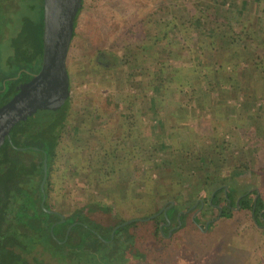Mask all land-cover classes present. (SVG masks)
I'll list each match as a JSON object with an SVG mask.
<instances>
[{
  "label": "trees",
  "instance_id": "trees-1",
  "mask_svg": "<svg viewBox=\"0 0 264 264\" xmlns=\"http://www.w3.org/2000/svg\"><path fill=\"white\" fill-rule=\"evenodd\" d=\"M17 1L16 6V0H0V39L7 35L11 11L21 6L25 8L20 25L7 35L11 52L3 64L0 61V104L18 89L21 82L31 77L40 63L42 0L36 2L34 18L29 15L33 1ZM248 1L165 0L156 6L151 15L134 23L135 32L141 35L139 38L150 41L152 52L146 54L152 59H132L133 64L136 61L135 71L140 76L130 84L122 70L118 71L117 80L124 76L120 85L123 87L127 83L131 91L118 93L117 100L123 109L121 115L111 117L114 131L108 137L104 133L98 134L106 141L105 148L101 140L93 145L84 143L79 149L78 161H60V155H63L61 130L67 119L72 98L70 93L58 108L39 110L48 115L46 121L34 120V112L14 123L9 129V139L5 137L0 144V234L3 233L0 236L4 238V244L10 245L22 238L28 240L32 249L38 242L65 264H241L221 258L220 249L226 241H232L226 223L231 224L230 219L243 213L245 220L239 229L245 235L244 244L241 243L243 249L251 254L249 264H264V185L241 186L237 179L238 172H247L250 160H257L260 156L256 153L254 159L253 146L250 145L246 160L236 162L233 158L231 165L226 163L222 150L230 145L231 151L242 149L244 145L224 139V131L219 138L222 144L217 135H212L206 148L199 141L198 147H189L183 142L184 137L178 138L177 142H181L182 147L178 146L170 152L174 155L169 159L170 164L164 160L150 164L156 172L155 182L151 185L153 189H146V195L142 192V197L135 203L142 207V213L131 209L130 214L124 215L120 209L119 214L117 207H113L116 205L114 199L106 202L109 199L107 196L108 199L105 196L102 199L87 198L68 208L67 212L58 207L60 213L47 210L55 206L54 202L51 203L53 197L50 192L61 166L65 168L68 164L70 171L85 175L87 180L106 179L112 171L107 162L115 150L123 148L127 157L131 155L132 147H128V140L142 133L144 125H141L138 116L132 119L124 112L129 110L142 114L144 110L137 105L138 100L145 102L151 112L160 113L161 109L167 112L175 126L182 125L177 114L188 116V122L194 118L196 121L188 125L187 133L192 130L197 132L199 116L195 110L203 97L217 101L220 96L229 95L236 100L238 94H243L242 105L245 107L249 101H254V85L251 91L245 89L241 76L264 77V5H260L261 0H253L250 11L247 9ZM82 5L83 0H80L75 16ZM75 16L67 53L75 32ZM135 49L143 53L145 46L139 43ZM132 50L128 51H132L131 56L135 57L136 51ZM250 58L253 66L249 68L247 61ZM237 60L243 65L238 66ZM145 62L149 64L147 67ZM68 81L70 89L69 75ZM213 91L218 94L217 97ZM109 94L103 97L104 105L116 100L112 92ZM174 95L179 100L169 108V98ZM157 103L160 105L156 108ZM95 108L96 105H92L90 113H100ZM165 112H161L157 124L161 125L164 121L162 114ZM244 112H248L247 108ZM242 118H248L249 135L255 128L259 130L256 117L247 115ZM107 124L108 121H101L99 127ZM178 132L181 135L179 128ZM166 144L163 142L159 146L164 149L169 145ZM98 152L102 158L94 167L92 157L99 155ZM43 159L46 169L42 180ZM258 169L263 170L264 166L260 165ZM147 175L149 171L142 178ZM187 182L190 190L183 193V185ZM151 191L153 193L150 194ZM170 200L173 202L165 213L157 212ZM211 210L215 213L210 214ZM149 215L152 216L137 218ZM127 219L130 220L120 224ZM206 219L210 220L203 230ZM216 224L225 225L226 233L222 238L208 242L206 234ZM67 225L71 226L65 235ZM192 231L196 235L195 240L188 238ZM63 238V241H58Z\"/></svg>",
  "mask_w": 264,
  "mask_h": 264
},
{
  "label": "rangeland",
  "instance_id": "rangeland-1",
  "mask_svg": "<svg viewBox=\"0 0 264 264\" xmlns=\"http://www.w3.org/2000/svg\"><path fill=\"white\" fill-rule=\"evenodd\" d=\"M32 1L34 6L29 10V15L34 18L37 0ZM162 1L165 0H83V5L75 16V32L65 59L71 85L69 93L72 98L66 114L67 119L61 130L60 147L62 148L61 153L63 154L60 155L61 162L71 163V161H78L77 155L80 153L79 149L84 146V143L93 145L101 140L103 142V147H106V141L100 138L98 134L104 133L108 137L110 133L114 131L113 128L115 126L111 117L112 115H115V117L117 114L121 115V110L123 109L122 104L117 100L118 93L131 91V87L128 88L129 85L127 86V83H125L123 87L120 85L121 79L125 76L130 84L134 79L140 76L135 71L134 64L136 61L133 64L134 60L132 59H137L138 61L141 59L148 61L152 59L151 55L146 54V52L152 51L150 41H142L139 38L141 35L135 32L136 25H134V23H138L137 20L139 18L151 15L156 6ZM253 2V0L248 1L247 9L250 11ZM18 3L19 1L16 0V6ZM21 3L24 5V2ZM261 4L264 5V0H261L260 5ZM23 7L21 6L11 11V17L8 21L9 23L6 30L7 35L12 34L13 30L20 25L21 14L25 10ZM262 24L264 25V22H262ZM7 35H4V37L0 39L1 64H3L7 54L11 52V48L7 44ZM139 43L145 46V49L142 50L143 53L135 49V46H138ZM133 48L134 51H136L135 57L134 55L133 57L131 56ZM129 49L132 51L129 52ZM251 59L252 58L247 61L249 68L253 66ZM236 62L238 66L243 65L240 60ZM145 64L146 67L149 65L147 62H145ZM119 70H122L121 72L124 76L122 75L121 78L117 80ZM121 72L120 74H122ZM241 80L242 85H246V87L244 85L245 89L248 88L250 91L251 86L253 87L254 85L255 91L252 94L254 101H249L245 107L242 105L245 95L238 94L236 96V102L230 99L233 104L227 107V113L217 116L213 111H216L219 107L221 108L223 105L222 102L229 101L231 97L229 95L220 96V99L216 101H220L218 104H216L215 100L211 101V105L215 107V109H209L207 106L209 100H207V97H203L200 102H203L204 105L197 107V110H195L199 116L198 125L196 123L197 132L192 130L187 133L186 131L188 125L196 121L192 116L190 117L193 119H190L188 122V116L186 117L184 114H181V120L179 119L180 121H178L182 125L175 126L174 122L170 120L169 114L161 109L159 110L160 114L161 112H165L162 114L165 122L163 123V127L160 126L161 129L163 128V132L158 133L160 135L156 136V133L150 131L149 124L153 122V126L157 125L155 121L158 120L155 115L157 113V115H159V112H151L146 108L147 105L145 102L138 100L137 105L144 110L142 114L138 112L139 115H137L135 111L129 112V110L124 112L125 115H128L132 119H136L138 116L137 119H139L141 125H144L143 129L141 128L142 133H138V135L135 134L128 140V147H132L130 151L131 155L127 157V154H124L122 151L123 148H121L120 151L119 149L115 150V154L112 158L110 157L107 162V166L109 164V167H112V171L111 176L106 179L94 178L92 180H87L85 175L70 171L71 169H69L68 164L64 163L67 164V166L65 168L61 166L58 175L54 177L55 183L50 192V195L53 197L51 203L53 204L54 202L55 204L53 205L58 207L62 212H67L68 208H71V206L87 198L102 199L107 196L109 199L106 197L108 199L106 202L111 201L110 198H113L116 204L113 207H117V213L119 214L120 209L121 213L124 215L130 214L129 212L131 209H134L137 213H142V207L135 203L142 197V192L146 195V193H148V191L145 192L146 189H153L151 185L155 182L156 172L152 169L150 164L162 160L170 164L169 159H172L174 156L170 152L178 146L182 147L181 142L179 143L177 141L183 137V142L189 147H198L197 142L199 141L201 143L200 145H205L206 148L210 143V136L212 135H217L218 141L222 144L219 140V138L222 137L220 136L222 131H224L222 132L223 138L227 139V141L233 140L238 145L239 143H243L244 145L242 149L234 148L232 151L231 145L228 149H223L222 152L224 154L223 156H225L226 163L229 164L232 162L233 158L236 162H238V160H246L248 153H250L249 150H251L249 149L250 145L253 146L252 152L254 153V159L256 153L260 156L257 160H250V168L247 172L236 171V173H239H237L239 175L237 179L241 186H263L264 169L259 170L258 166H264V77L257 76L254 78L250 76H241ZM215 91L217 92V89H215ZM109 92L113 93L116 100H114L112 104L104 105L103 97L109 94ZM213 95H216L214 91ZM217 96L218 94L216 97ZM177 99L175 95L169 98V108L174 105V102H178ZM94 104L96 105L95 109L100 113H90L92 105L94 106ZM155 105H157L155 106L157 108L160 104L157 103ZM187 107L189 108V106ZM246 108L248 112H244ZM192 113L193 111L191 110L190 114ZM151 114H154L153 117ZM241 115L243 117L247 115H253L254 118L256 117L257 124L260 125L259 130L255 128L253 129V133L249 135V125L246 120L248 118H242ZM34 117V120L46 121L48 115L46 112L38 111ZM242 119L243 121L245 120L244 123H242ZM101 121H108L107 126L103 128L99 127ZM178 128L181 135H179ZM165 129L167 132H165ZM163 142L169 145L166 144L167 146L161 149L159 144ZM227 151H231V154H227ZM99 158H102L101 153L92 157L93 165L99 161ZM229 165H231V163ZM91 167L93 168V166ZM147 171H149V175L143 179L142 177L146 175ZM188 190H190V186L187 182L183 185L182 192L185 193ZM151 193H153V191H151L150 194ZM213 213H215V210L210 211V214ZM217 217L218 216L215 218ZM244 220L245 217L242 213L230 219L229 223L231 224L228 225V223H226L227 231L229 232V237L231 234L232 241H226L221 247V258L241 264L251 263V260L248 261L251 254L243 249L242 246L244 244L242 241H245L244 232L239 229L244 223ZM224 226L223 224L222 226L216 224L211 231L206 234L207 241L209 242L212 240L211 242H214L222 238L226 233ZM204 229L203 227V230ZM188 238L191 240L197 239L193 231L188 234ZM236 242L238 244H243L237 245ZM38 246V242L33 246L36 248V254L48 260V264H65L64 261L54 258L53 253L44 249L39 250L37 248Z\"/></svg>",
  "mask_w": 264,
  "mask_h": 264
},
{
  "label": "water",
  "instance_id": "water-1",
  "mask_svg": "<svg viewBox=\"0 0 264 264\" xmlns=\"http://www.w3.org/2000/svg\"><path fill=\"white\" fill-rule=\"evenodd\" d=\"M79 7L80 0H42L39 67L31 73L28 80L19 84L18 89L6 101L0 104V144L5 137L9 139V129L18 120H22L41 109H56L63 104L68 96L69 81L65 59L72 33L73 19ZM42 168L43 180L46 169L45 159L42 161ZM41 184L42 182L40 186ZM172 202L170 200L168 205L161 206L157 212L165 213V209ZM178 214L179 212L177 216ZM150 216L152 215L137 218L145 219ZM60 219L62 220V217ZM129 220L127 219L120 224ZM209 220L204 222V228H206ZM167 223L168 220L165 221V224ZM115 227L116 225L112 231ZM69 228L70 225H68L66 233ZM49 231L51 233V225ZM169 231L170 229L168 233Z\"/></svg>",
  "mask_w": 264,
  "mask_h": 264
},
{
  "label": "flooded vegetation",
  "instance_id": "flooded-vegetation-1",
  "mask_svg": "<svg viewBox=\"0 0 264 264\" xmlns=\"http://www.w3.org/2000/svg\"><path fill=\"white\" fill-rule=\"evenodd\" d=\"M47 210L60 213L58 208L57 207L55 208V206ZM1 225L6 226L7 224L2 223ZM3 232L5 233V231ZM18 233L20 234V232ZM1 234L3 235L2 232ZM65 235H66V230H65ZM65 238L58 241L61 242ZM3 241L4 238L0 236V264H48L45 262L46 259L44 257L36 254L35 247H32V249L29 247L28 240L20 238L18 242L14 241V243H11L10 245L6 242L4 244ZM37 248L39 250L43 249L40 245Z\"/></svg>",
  "mask_w": 264,
  "mask_h": 264
},
{
  "label": "crops",
  "instance_id": "crops-1",
  "mask_svg": "<svg viewBox=\"0 0 264 264\" xmlns=\"http://www.w3.org/2000/svg\"><path fill=\"white\" fill-rule=\"evenodd\" d=\"M151 52H152V51H151ZM222 97H223V96H222ZM228 98H229V97H228ZM230 99H231L233 102H236V100H235V99L233 100V98L231 97V98H229V101H223V102L221 101L222 104H223L221 108L219 107L218 109H216V111H213V110H212V111H213L214 113H216L217 116H221V115H223V114L225 115V114L227 113V110H226L227 107H228L230 104H233V103L230 101ZM207 100H209V102L207 103L208 108H209V109H215V107L213 108L212 105H211V99L208 98ZM207 100H206V102H207ZM215 102H216V100H215ZM218 103H219V102H218ZM201 105H204V103L199 104V106H201ZM199 106H198V107H199ZM230 106H232V105H230ZM196 113H197V112H196ZM221 113H222V114H221ZM157 114H158V113H157ZM157 114L155 115L156 118H158V117L161 115L160 113H159V115H157ZM151 115H153V114H151ZM177 119H178V120H179V119L181 120V114H177ZM180 120H179V121H180ZM158 121H159V120H158ZM158 121H155V123L158 122ZM164 122H165V121H162L161 125H159V124L156 123V124H157V125L155 124L156 126H153V125L150 126V131L153 132V133H156V134H158V133H162V132H163V128L161 129V127H163V125H164L163 123H164ZM171 125H172V124H171ZM160 126H161V127H160ZM176 128H177V127H176ZM160 131H161V132H160ZM173 131H174V130H173ZM173 131H172V132H173ZM165 132H167L166 129H165ZM172 132H171V133H172ZM168 133H169V132H168ZM178 212H179V211H178ZM178 212H177V213H178Z\"/></svg>",
  "mask_w": 264,
  "mask_h": 264
}]
</instances>
